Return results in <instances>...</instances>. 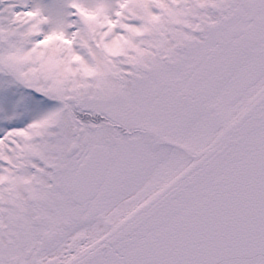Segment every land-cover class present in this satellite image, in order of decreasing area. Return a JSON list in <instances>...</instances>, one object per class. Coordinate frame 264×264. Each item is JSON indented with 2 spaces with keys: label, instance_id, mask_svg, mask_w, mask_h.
I'll return each mask as SVG.
<instances>
[{
  "label": "snow or ice",
  "instance_id": "snow-or-ice-1",
  "mask_svg": "<svg viewBox=\"0 0 264 264\" xmlns=\"http://www.w3.org/2000/svg\"><path fill=\"white\" fill-rule=\"evenodd\" d=\"M0 264H264V0H0Z\"/></svg>",
  "mask_w": 264,
  "mask_h": 264
}]
</instances>
